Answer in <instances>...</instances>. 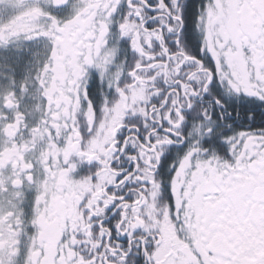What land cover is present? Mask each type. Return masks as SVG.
I'll use <instances>...</instances> for the list:
<instances>
[{
  "label": "snow or ice",
  "instance_id": "6c2138e0",
  "mask_svg": "<svg viewBox=\"0 0 264 264\" xmlns=\"http://www.w3.org/2000/svg\"><path fill=\"white\" fill-rule=\"evenodd\" d=\"M0 264H264V0H0Z\"/></svg>",
  "mask_w": 264,
  "mask_h": 264
}]
</instances>
